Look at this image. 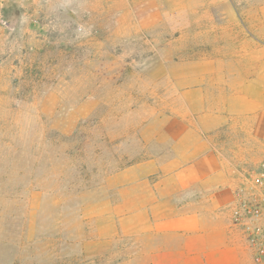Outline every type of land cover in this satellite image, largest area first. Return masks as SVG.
<instances>
[{"label": "rangeland", "instance_id": "obj_1", "mask_svg": "<svg viewBox=\"0 0 264 264\" xmlns=\"http://www.w3.org/2000/svg\"><path fill=\"white\" fill-rule=\"evenodd\" d=\"M2 3L0 264H132L203 56L263 46L264 0Z\"/></svg>", "mask_w": 264, "mask_h": 264}, {"label": "crops", "instance_id": "obj_2", "mask_svg": "<svg viewBox=\"0 0 264 264\" xmlns=\"http://www.w3.org/2000/svg\"><path fill=\"white\" fill-rule=\"evenodd\" d=\"M245 43L254 49L203 56L205 77L188 89L195 98L182 114L185 130L164 188L150 196L148 242L132 264H257L235 213L246 170L264 160V45Z\"/></svg>", "mask_w": 264, "mask_h": 264}, {"label": "built area", "instance_id": "obj_3", "mask_svg": "<svg viewBox=\"0 0 264 264\" xmlns=\"http://www.w3.org/2000/svg\"><path fill=\"white\" fill-rule=\"evenodd\" d=\"M2 0H0V11ZM247 183L239 190L236 217L245 225L255 249V261L264 264V160L246 170Z\"/></svg>", "mask_w": 264, "mask_h": 264}]
</instances>
